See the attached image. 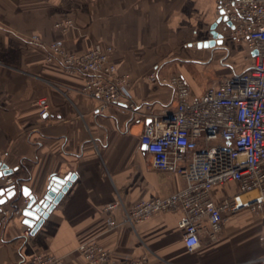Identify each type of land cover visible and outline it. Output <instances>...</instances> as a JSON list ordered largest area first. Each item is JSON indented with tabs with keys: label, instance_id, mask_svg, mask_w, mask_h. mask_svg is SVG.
<instances>
[{
	"label": "crops",
	"instance_id": "0c3cea01",
	"mask_svg": "<svg viewBox=\"0 0 264 264\" xmlns=\"http://www.w3.org/2000/svg\"><path fill=\"white\" fill-rule=\"evenodd\" d=\"M65 17L75 25L55 28ZM218 18V0H0V173L8 172L0 176V189L7 178L16 184V194L2 207L20 197L24 208L23 186L40 198L52 176H74L32 236L24 235L28 225L21 210L0 224V264H27L36 252L62 256L64 264H86L78 247L90 240L119 260L147 256L148 264H248L264 255V214L250 208L228 216L217 239L203 232L192 251L178 227L181 210L161 211L131 226L118 206L111 230L104 210L118 199L131 207L185 185L181 175L156 169L142 142L145 115L175 108L172 90L149 75L181 74L191 93L200 95L214 82L207 85L208 79L250 66L245 43L227 41L228 23L216 28L224 44L198 45L211 38ZM54 40L75 53L96 42L113 47L111 60L128 75L137 111L123 105L97 112L96 101L80 91L84 75L46 59L45 44ZM200 72L207 74L204 80L196 79ZM41 100L48 108L44 115ZM239 188L230 182L211 195L221 202Z\"/></svg>",
	"mask_w": 264,
	"mask_h": 264
},
{
	"label": "built area",
	"instance_id": "2783aa9c",
	"mask_svg": "<svg viewBox=\"0 0 264 264\" xmlns=\"http://www.w3.org/2000/svg\"><path fill=\"white\" fill-rule=\"evenodd\" d=\"M218 9L232 37L249 49L253 62L240 72L215 80L200 95L191 93L181 74L167 79L157 71L150 73L151 81L172 90L175 108L145 115L142 142L152 165L181 175L185 185L165 196L141 199L131 207L123 206L120 199L108 203L104 210L110 214V230L117 226L111 213L118 206L123 207V220L131 226L161 211L181 210L178 227L192 251L200 246L203 232L217 239L228 216L245 208L264 214V0H218ZM74 25L72 17L55 22V28L63 31ZM32 39L40 41L37 36ZM45 48L49 62H59L67 71L84 75L80 91L96 101L97 112L123 105L137 111L140 104L132 96L128 75L119 73L111 60L113 47L96 42L85 52L75 53L64 41L54 40ZM40 106L44 115L48 111L45 100ZM6 181L5 187L16 189L14 180ZM230 182L237 183L239 191L215 202L212 189ZM28 200L25 197L22 204L26 206ZM0 206V224L23 209L18 203L8 209ZM24 235L32 236L30 227ZM78 251L86 264H148L147 256L119 260L110 248L95 240L80 244ZM26 263L64 264V257L36 252ZM248 264H264V255Z\"/></svg>",
	"mask_w": 264,
	"mask_h": 264
},
{
	"label": "water",
	"instance_id": "95a60500",
	"mask_svg": "<svg viewBox=\"0 0 264 264\" xmlns=\"http://www.w3.org/2000/svg\"><path fill=\"white\" fill-rule=\"evenodd\" d=\"M226 18L219 17L216 22L212 25L211 29V38L204 42H199V46H207L215 45V44H224L225 38L223 37V33L219 32L216 28L219 22H223ZM7 174L8 172L0 173ZM71 178H63L59 176H52L49 180L47 190L45 194L38 198L31 193L30 189L23 186L21 195L24 197H28L27 205L21 209L22 215L24 216V223L31 228L32 234L36 232V230L41 226L42 222L48 217L49 213L52 212L53 208L57 204V202L61 199L64 192L68 189L71 184ZM25 192L28 194L26 195ZM16 194V189L14 187H4L0 189V205L4 204L8 198L14 197ZM20 195V196H21ZM20 197H17L16 200H19ZM1 210V208H0ZM1 212V211H0Z\"/></svg>",
	"mask_w": 264,
	"mask_h": 264
},
{
	"label": "rangeland",
	"instance_id": "374dc122",
	"mask_svg": "<svg viewBox=\"0 0 264 264\" xmlns=\"http://www.w3.org/2000/svg\"><path fill=\"white\" fill-rule=\"evenodd\" d=\"M225 37H227V41L229 39H233V37H232V35H231V33L229 31L226 33V36ZM246 49H248L247 46H246ZM244 59H245V61H244L245 64H247V65L251 64L250 62H252V58L249 56V51H248L247 55L244 57ZM206 75H207L206 73L200 72L198 74V76L197 75H195V76L197 77L196 79L204 80V77ZM220 77H222V76H215L214 78L208 79L207 85L210 84L211 82L215 81V80H218Z\"/></svg>",
	"mask_w": 264,
	"mask_h": 264
},
{
	"label": "trees",
	"instance_id": "16d2710c",
	"mask_svg": "<svg viewBox=\"0 0 264 264\" xmlns=\"http://www.w3.org/2000/svg\"><path fill=\"white\" fill-rule=\"evenodd\" d=\"M15 202H16V203H18V202H19V200H16Z\"/></svg>",
	"mask_w": 264,
	"mask_h": 264
},
{
	"label": "snow or ice",
	"instance_id": "6c2138e0",
	"mask_svg": "<svg viewBox=\"0 0 264 264\" xmlns=\"http://www.w3.org/2000/svg\"><path fill=\"white\" fill-rule=\"evenodd\" d=\"M25 194L27 195L28 193H27V192H25ZM0 202H2V201H0Z\"/></svg>",
	"mask_w": 264,
	"mask_h": 264
}]
</instances>
